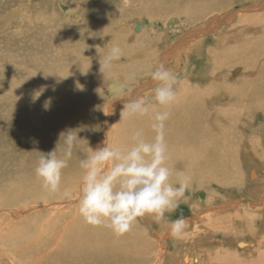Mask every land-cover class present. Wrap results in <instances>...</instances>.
<instances>
[{"label":"bare ground","instance_id":"1","mask_svg":"<svg viewBox=\"0 0 264 264\" xmlns=\"http://www.w3.org/2000/svg\"><path fill=\"white\" fill-rule=\"evenodd\" d=\"M133 1L137 0H123ZM179 1L187 15L180 30L188 31L174 43L167 29L164 41L157 33L143 41L141 33L146 27L142 21L134 26L139 34L123 32L116 7L121 0L89 13L91 22L76 29L59 21L53 12L47 13L43 0H0V27L3 32L12 31L0 37L18 34L12 42H0V264H156L160 260L155 244L160 232L168 233L167 223L138 218L129 233L117 238L105 227L85 224L75 203L82 174L79 161L90 147L102 146L107 133L119 145L130 144L138 129L151 137L147 117L119 121L125 102L146 96L147 83L154 88L149 74L160 63L177 77V99L168 109L171 118L166 126L171 182L176 184L180 171L191 176V190L264 180V122L250 129V137L262 136L261 151H255L251 139L243 135L244 116L264 113V13H241L238 21V12H224L235 0ZM263 4L257 0L250 7L258 10ZM15 12L14 27L2 26ZM124 15L131 17L127 11ZM223 21L230 24L215 34ZM207 34L211 37L206 38ZM211 39V44L205 42ZM111 43L122 48L123 56L104 81L97 49L106 53L105 46ZM194 52L204 56L208 69L190 81L185 78L190 71L187 57ZM186 61L185 69L178 72ZM113 79L127 81L128 89L125 95L111 94L106 101L104 91ZM219 96L227 99L223 102ZM69 129L79 131L83 150H76L64 169L61 190L44 191L34 171L38 159L53 150L60 133ZM250 170L253 178L248 177ZM259 195L264 204V188ZM221 204L199 214L201 221L212 218L209 231L186 232L177 239L194 245L181 260L172 259V264H264V250L249 256L238 254L233 246L222 248L219 242L212 243L216 248L207 247L206 240H212L211 234L225 222L252 223L259 211L251 203L253 208L248 207L251 210L245 219L238 199ZM227 207L235 210L230 219L214 217ZM260 211L264 215V205ZM198 244H206V257ZM250 244L247 240L236 245L247 248Z\"/></svg>","mask_w":264,"mask_h":264},{"label":"clouds","instance_id":"2","mask_svg":"<svg viewBox=\"0 0 264 264\" xmlns=\"http://www.w3.org/2000/svg\"><path fill=\"white\" fill-rule=\"evenodd\" d=\"M105 47L107 51L103 54L97 49L99 72L104 81L115 62L123 56L118 44ZM151 78L155 83L151 97L140 96L125 102L119 121L147 117L151 137L138 129L133 131L130 144L119 145L111 142L107 133L102 146L90 147L79 161L82 174L75 201L78 214L85 224L105 227L117 238L129 233L138 218L151 217L160 224L166 213L179 207L191 183V176L180 171L173 184L172 170L167 165L166 126L171 118L168 109L177 99V77L160 63ZM127 89V81L113 79L107 85V91L117 96L125 95ZM157 106L161 110H157ZM78 133L73 129L61 132L55 148L40 155L34 171L42 190L50 193L61 190L64 169L74 152L83 150L84 139ZM166 228L171 237L179 239L187 228V220L181 217L168 221Z\"/></svg>","mask_w":264,"mask_h":264},{"label":"rangeland","instance_id":"3","mask_svg":"<svg viewBox=\"0 0 264 264\" xmlns=\"http://www.w3.org/2000/svg\"><path fill=\"white\" fill-rule=\"evenodd\" d=\"M43 1H45L46 4L45 10L47 11V13L53 12L55 14V18H58L59 21L68 24L69 28L71 29H76L77 27L85 25V23L91 22L90 20L92 19H89L87 15L89 13L96 12L99 7L109 6V5L111 7L114 5V0H43ZM76 1L78 4L75 3ZM121 1L122 2H118L116 4V7H118V10L120 11L119 12L120 14L119 19L121 23L120 27L121 29H123L122 30L123 32L129 33L130 35H132V33L139 34V29L134 26L136 22L142 21L144 22L145 24L144 26L146 27L145 32L141 33L142 34L141 38L143 41H145L148 38V36H150V34H155V33L161 35V39L162 41H164L166 38L165 29H167V31L169 32L171 31L169 34L172 36L173 39H175L174 43L177 42V40L178 41L180 40L182 34L184 33L187 34L186 31L188 30H186L185 27H183V29L180 30L187 20V15L181 10L179 0H137V1H133L131 4L125 3L123 2V0ZM251 1L257 2V0H235V2L231 4L232 6L229 9H225L224 12L233 11L234 14L238 12V16H237L238 21L241 18L240 16L241 13L249 14L250 13L249 11H251V13L252 12L264 13V4L262 7L263 9L260 8L258 10L257 9L254 10L250 6H252V4H256V2L249 3ZM262 1L264 2V0ZM36 2L38 3V1ZM1 5L2 4H0V7ZM22 8H23L22 13H23L26 10V8L25 6H23ZM75 9H78V12H76ZM124 11L130 13L131 17L128 18L127 16H125ZM216 15H220V13ZM15 16H16V12L14 13V15L10 16L6 21H4V24L2 26L8 25L7 29L9 27L13 28L14 25L12 26V22L16 20ZM203 20L208 21V19H203ZM232 20H233L232 23L235 22L236 17H234ZM229 24L230 23L223 21L222 25L218 26V29L217 31H215V34H217V32H219L220 30L227 28ZM173 28H175V31L172 30ZM10 32L12 31L6 30L5 32H3L2 27H0V36L6 35ZM17 36L18 34L12 33L11 35L0 37L1 38L0 42L1 43L12 42L17 38ZM205 37L209 38L211 37V34H207V36L205 35ZM205 42H209V44H211L212 39ZM187 59L190 62L188 64V68L190 71H189V76H185V78L188 77V79L191 81V78H195V76H200L205 74L206 69L208 68L206 66L205 58L203 55L202 56L200 55V52H194L190 54L189 57H187ZM126 62H127L126 60L123 61V63ZM182 64L178 72H182L185 69L186 66L185 64H187V61L186 63L183 62ZM181 75L182 74H179V76ZM139 77L140 76H136L137 79ZM149 78L152 81L150 74H149ZM180 79L181 77L179 78V80ZM141 82H143L142 84H145L144 78H141ZM147 84H145L147 85L146 92L144 91L143 93H146V96L150 98V95H152L151 90L153 89V87L151 88L149 83ZM104 90L105 88L103 89V91ZM104 92H105V96L103 98L106 101H108L109 99L108 97L112 93L108 92L107 90H105ZM131 98L129 100H131ZM219 99L224 102L227 99V97L219 96ZM243 120L246 121L243 135L251 139L250 146L254 145L255 151L256 150L261 151L260 137L262 136L259 134H255V136L250 137L253 134V132L250 129L253 127L254 124L258 125L264 122V113L257 112L252 117H250V115H246L244 116ZM98 132L99 131L96 132V136H98ZM263 146H264V142H263ZM242 150L245 153L247 152L245 147ZM251 173L252 170L248 172L249 178H253L251 176ZM263 188H264V180L263 181L255 180V182L253 183L251 182L248 183L247 181H244L242 185L239 186L232 185L231 187L229 185L224 186L220 184H214L212 186L210 185L208 188L198 187L193 190L188 188L185 191L183 198L181 199L179 207L174 212L166 213L165 220L163 221V223L165 224L168 221L176 220L183 217L186 218L187 220V228L183 234H185L186 232H192V234H195V232H199V230H202L201 232L205 233L209 231L211 228L209 225L212 222V218L207 219L205 221L200 220L201 211L204 208L221 203H228L231 200L238 199L240 201V207H243L241 214L243 218L247 219L245 216L246 212H248L253 208L251 205V203H253V205H257L256 209H259V211L257 210L255 211V216L252 223L244 222L242 224L239 222L240 220H237L235 222H225L222 228L217 229L213 234L210 233L211 234L210 239L212 240L209 241L206 240L207 243L209 244V245L207 244L208 248L210 247L212 248L211 244L213 242L216 243L219 242L218 245L219 246L221 245L222 248L225 247V249H230V246H233L236 247L238 254H246L252 256L254 253L257 252V249L264 250L263 247L264 232L259 231V229L264 231L263 228L264 215L262 211H260L264 204H262V201L260 202V199H258L261 197V195L259 194L261 190H263ZM249 206L251 207V209L248 208ZM238 207H236L235 209L236 210L240 209ZM233 212H235L234 209L227 207L225 210L219 211L214 217L216 219L226 221L232 217L231 215H233ZM194 220H198V222L195 223ZM153 227H158V226L154 224ZM249 227L252 229V231L249 229ZM251 232L252 234H250ZM160 234L161 236H158L159 238H157L158 241L155 245L157 247V251L161 252V258L156 264H172L173 263L172 259L181 260L183 254H185L188 250H190L191 247L194 245V243L186 239L177 240V238L171 237L168 233L164 234L163 231L162 233L160 232ZM260 235L262 236L263 240L261 239ZM247 240L251 241L250 247L247 248L246 247L241 248L239 246L237 247L236 244L238 241H247ZM216 243L212 244L214 245L213 246L214 248L218 246ZM195 246L197 247L198 250H200V254L202 253V256L206 257L207 255L206 254L207 251L205 250L207 249L206 244L205 246L201 244ZM153 262L154 260L150 261L149 263H153Z\"/></svg>","mask_w":264,"mask_h":264}]
</instances>
